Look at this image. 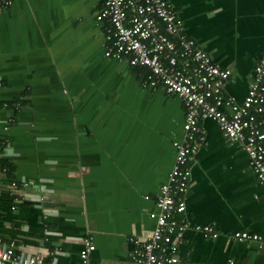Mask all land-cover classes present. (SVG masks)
<instances>
[{
  "label": "crops",
  "instance_id": "crops-1",
  "mask_svg": "<svg viewBox=\"0 0 264 264\" xmlns=\"http://www.w3.org/2000/svg\"><path fill=\"white\" fill-rule=\"evenodd\" d=\"M167 1L196 44L231 70L226 94L242 99L264 51V0ZM101 4L11 0L0 8V140L10 139L0 158L9 167L0 178V238L47 264H79L86 238L95 245L89 264H136L134 241L150 236L149 215L183 137L181 99L143 87L146 69L105 57ZM200 125L205 141L190 164L189 227L177 254L184 264H264V186L214 120ZM235 231L261 239L229 238Z\"/></svg>",
  "mask_w": 264,
  "mask_h": 264
},
{
  "label": "built area",
  "instance_id": "built-area-1",
  "mask_svg": "<svg viewBox=\"0 0 264 264\" xmlns=\"http://www.w3.org/2000/svg\"><path fill=\"white\" fill-rule=\"evenodd\" d=\"M10 3L0 0V8ZM95 19L107 24L105 57L124 59L132 67L146 69L143 87H161L184 104L183 137L173 143L174 162L167 181L159 187L156 210L149 215L154 227L147 240L134 241L130 252L136 264H184L177 250L189 227L184 215L190 164L205 141L201 120H214L225 139L241 146L256 180L264 186V51L253 68L245 96L237 99L225 92L231 70L196 44L167 0H102ZM14 106L19 108L17 103ZM14 123V117L8 118L4 129L8 131ZM9 146L7 135L0 140V157ZM8 172L0 163V178ZM11 185L15 187L16 182ZM192 228L204 237L218 235L209 225L195 224ZM228 237L237 241L261 239L248 231H235ZM15 247L14 241L2 245L0 238V264H47L43 256L23 255ZM94 250L95 245L86 238L79 264H89Z\"/></svg>",
  "mask_w": 264,
  "mask_h": 264
},
{
  "label": "trees",
  "instance_id": "trees-1",
  "mask_svg": "<svg viewBox=\"0 0 264 264\" xmlns=\"http://www.w3.org/2000/svg\"><path fill=\"white\" fill-rule=\"evenodd\" d=\"M1 158V157H0ZM0 163H2L3 165H5L6 163L4 162V161H2L1 159H0ZM9 168V167H8Z\"/></svg>",
  "mask_w": 264,
  "mask_h": 264
}]
</instances>
